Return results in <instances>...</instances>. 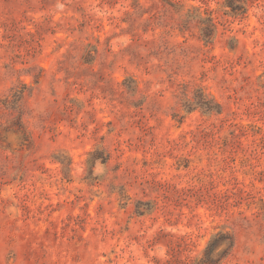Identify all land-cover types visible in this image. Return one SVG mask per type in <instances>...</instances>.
<instances>
[{
	"label": "rangeland",
	"instance_id": "rangeland-1",
	"mask_svg": "<svg viewBox=\"0 0 264 264\" xmlns=\"http://www.w3.org/2000/svg\"><path fill=\"white\" fill-rule=\"evenodd\" d=\"M220 233L264 264V0H0V264H203Z\"/></svg>",
	"mask_w": 264,
	"mask_h": 264
},
{
	"label": "trees",
	"instance_id": "trees-1",
	"mask_svg": "<svg viewBox=\"0 0 264 264\" xmlns=\"http://www.w3.org/2000/svg\"><path fill=\"white\" fill-rule=\"evenodd\" d=\"M238 10V9H237ZM200 26L202 30V38L206 43H211L214 39V35L217 30V26L214 23L212 18L201 19ZM211 103H199L200 106H204L209 109V111H213V107L210 105ZM228 244V248L223 250L222 253L216 254V251L222 247L223 245ZM234 245V241L229 234L220 233L218 234L209 244L205 251L203 264H219L223 258L229 254L230 249H232Z\"/></svg>",
	"mask_w": 264,
	"mask_h": 264
}]
</instances>
